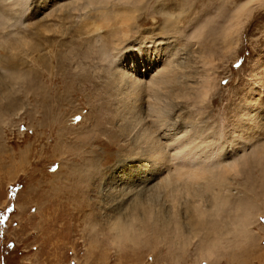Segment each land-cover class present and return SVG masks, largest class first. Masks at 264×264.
<instances>
[{
  "label": "rangeland",
  "instance_id": "374dc122",
  "mask_svg": "<svg viewBox=\"0 0 264 264\" xmlns=\"http://www.w3.org/2000/svg\"><path fill=\"white\" fill-rule=\"evenodd\" d=\"M77 1L0 7V264H264V0ZM123 10V53L161 38L181 51L189 89L169 102L170 123L233 151L214 164L229 182L217 209L211 189L178 209L130 184L147 159L100 55ZM133 215L118 235L112 223Z\"/></svg>",
  "mask_w": 264,
  "mask_h": 264
},
{
  "label": "bare ground",
  "instance_id": "6f19581e",
  "mask_svg": "<svg viewBox=\"0 0 264 264\" xmlns=\"http://www.w3.org/2000/svg\"><path fill=\"white\" fill-rule=\"evenodd\" d=\"M5 1L0 0L1 9L6 4ZM79 1H77L78 4L74 5L80 8H85L87 5L112 2L115 5V10L120 2H129V0H85L80 5ZM118 1L120 2L118 3ZM1 9L0 11H2ZM132 13L134 14V11ZM0 15H2L1 12ZM93 16L94 18L98 17L101 24L109 22V14L106 11L103 13L100 11ZM129 19L130 12L123 10L118 31H107L111 42H103L100 55L101 60L108 61L112 65V82L110 84H116L122 93L126 90L130 96V102H127L130 104L131 125L129 126L128 123L129 127L126 129L132 132L136 127H139L138 129L136 128V142L147 159H145L146 161H144L143 165L140 164L141 168L139 170H141L140 173L142 174L140 181H132L130 184L131 186L142 185L144 190L139 192L141 197H145L147 191H153L157 194V192L162 190L174 201L173 208L178 209L180 205H177V202L182 203L184 200L187 201L190 197L195 196L201 198L206 190L211 189L214 197L213 207L217 209L221 205L218 201L220 193L223 190H227L229 182L215 176L217 173L215 174L214 164L218 160L228 157L227 155H232L233 151L230 154L222 153L219 148H212V145L207 144L206 139L194 142L191 132H185L177 124L170 123L169 113L171 110H168L169 102H172L173 99L181 98L189 89V84L186 83L187 75L185 71L180 68L181 65L179 67L176 64L181 51L175 44L172 45L171 41L161 38L149 41L150 43L148 44L137 43L136 46L138 47L135 48L132 45L130 50L123 53L122 46L125 40L119 38L118 33H121L124 38L129 35L131 32ZM95 25H97L96 29L91 26L94 31L102 28L98 23ZM96 39L98 40L99 37ZM14 68L15 66L10 70ZM261 133L263 132L261 131ZM191 145H194L195 148H193L194 146L191 147ZM238 162L240 163V160L225 166L224 170L232 167L236 169V165L239 167ZM94 170L88 171L86 177L91 178ZM236 172H238V169ZM158 178L160 180L155 181ZM149 184L151 185L149 186ZM124 186L126 185H123V189H117V192L123 191L125 189ZM216 187L219 189L215 190ZM197 209L195 205V210L200 215L208 210L200 202L197 203ZM147 217V219L153 218V212L151 211ZM137 219V215H133L132 221L128 224L126 222L123 223L120 219L115 220L112 223V228L114 227V230H117L118 235H128L130 229L135 230L134 223ZM208 253L209 251H207ZM212 255L213 253L210 254V256Z\"/></svg>",
  "mask_w": 264,
  "mask_h": 264
},
{
  "label": "snow or ice",
  "instance_id": "6c2138e0",
  "mask_svg": "<svg viewBox=\"0 0 264 264\" xmlns=\"http://www.w3.org/2000/svg\"><path fill=\"white\" fill-rule=\"evenodd\" d=\"M254 2H255V0H254ZM169 6H174V5H169Z\"/></svg>",
  "mask_w": 264,
  "mask_h": 264
}]
</instances>
